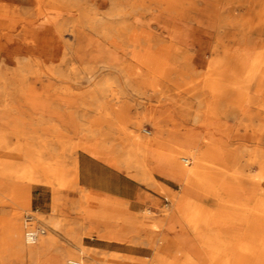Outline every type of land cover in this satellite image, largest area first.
I'll list each match as a JSON object with an SVG mask.
<instances>
[{
    "label": "rangeland",
    "instance_id": "rangeland-1",
    "mask_svg": "<svg viewBox=\"0 0 264 264\" xmlns=\"http://www.w3.org/2000/svg\"><path fill=\"white\" fill-rule=\"evenodd\" d=\"M151 1L45 0L40 3L36 0H0V113H11L13 120L11 127L0 125L5 141L0 147V156H6L11 171L37 168V176L42 180L31 182L29 173L25 172L23 178L19 174L16 178L0 176V264L43 262V257L33 258L26 251L16 253L12 224L9 223L12 219H18L21 225V237L26 248L37 247L46 237L50 243L47 254L60 251L74 255L65 257L62 264L69 261L79 264H110V261L152 264L154 249H161L164 239L182 235L191 241L182 247L211 248L209 241L215 239V227L209 226L205 231L208 236L203 239L202 234L184 224L174 226L171 211L176 205L174 200L182 195L193 204H202L210 210L217 208V201L212 198L202 201L191 191L184 190L183 184L176 180L165 185L159 183L160 179L153 173L161 172L152 169L154 154L148 150L150 147L147 146L144 159L141 150L135 152V149L138 143L140 146L147 141V144H178L179 136L187 130L203 136L199 126L206 117L207 108L214 102L208 101L206 93L198 91L196 83L206 75L207 64L211 60L207 51L213 42L207 32L213 23L211 15L216 14L217 22L219 18L242 20L248 13L259 12L260 8L246 3L247 0H236L235 4L216 3L217 6L209 0L207 5L205 2L199 4L203 9L206 7V11L192 21L186 13H169L165 11V5L157 8L150 5ZM126 12L131 14L126 18H129L128 24L133 32L130 39L123 30L125 20L121 15ZM95 13L98 20L91 24L88 16ZM168 44L184 47V52L179 57L175 56L166 50ZM132 56L150 57L156 62L162 60L167 63L166 77L145 71L140 75L144 80H153L157 85L155 90L132 87L125 81L123 74L128 71ZM21 83L34 85L43 106H34L26 100L21 103L20 97L30 95L21 93ZM100 99L108 102L101 103V108L96 102ZM227 106L226 102L218 103L219 110ZM53 111L61 115L59 119L52 115ZM106 113L113 122L123 115V121H116L111 127L105 119L109 116L104 117ZM153 114L162 121L168 135H158ZM221 118L225 130L230 131L233 137L237 134L244 137L238 145L239 159L245 179L255 177L257 166L247 164L251 156L258 153L257 144L251 141L250 134H245L244 126L249 122L242 117L222 115ZM53 126H57V130ZM116 128L124 130L125 135ZM222 141L217 136L208 144L219 146ZM92 146H103L107 158L120 160L114 165L153 190L161 205L132 214L107 202L104 205L113 212L107 226L98 217L86 216L90 207L99 212L104 201L86 190V187L97 183L81 175L77 167L78 152ZM184 148L178 161L185 166L182 161L185 158L191 166L193 151L190 147ZM45 167L61 170L63 186L46 183L47 175L41 171ZM142 169L148 172L149 178L140 176ZM2 172L4 168L0 166ZM11 193L22 194L29 201L28 206L16 203ZM240 193L245 198L250 197L251 190L241 188ZM232 205L250 208L253 203L237 201ZM185 214L176 213V216L183 218ZM27 216L32 217V229L44 230V235L34 243L26 240ZM192 264L196 262L192 260ZM200 264L210 263L202 261Z\"/></svg>",
    "mask_w": 264,
    "mask_h": 264
},
{
    "label": "bare ground",
    "instance_id": "bare-ground-1",
    "mask_svg": "<svg viewBox=\"0 0 264 264\" xmlns=\"http://www.w3.org/2000/svg\"><path fill=\"white\" fill-rule=\"evenodd\" d=\"M36 1L44 3L45 0ZM208 1L195 0L185 3L183 0H153L150 5L157 8L165 5V11L174 14L186 13L189 20L196 21L198 15L206 11V7L203 9L199 4L205 2L207 5ZM213 1L212 4L215 5L216 3L220 4L223 2L236 3V0ZM246 3L259 7L260 11L253 14L248 13L242 20L219 18L218 22L215 20L217 18L216 14L211 15L213 23L211 28L207 29L213 41L207 49L211 60L207 64L206 75L196 83L198 91L203 94L206 93L208 101L214 102H211L214 106L211 104L207 108L206 117L199 126L203 131V136L200 137V135L187 130L179 136L178 144H160L158 142L147 144L150 147L149 149L147 147V149L154 154V161H156L155 166L152 168L154 171H159L172 180L181 182L184 190L191 191L202 201L209 198L217 201V208L210 210L202 204L201 206L198 203L193 204L189 198L182 195L174 200L176 205L171 211L174 214L171 217L172 224L174 226L177 223L184 224L188 229L200 235L202 234L203 239L208 236L205 235L207 228L213 226L216 228L215 239L213 242L209 241L211 248L204 250L194 249L193 247H182L186 243H191L183 235L173 239H164L163 242L165 243H163L164 245L161 249H154V256L151 260L152 264H192V260L196 264H200L202 261H207L210 264H264V190H262V186L264 185V0H247ZM130 15L128 12L121 15L123 20H125L123 22V30L124 34L128 36L127 38L133 34L131 31L132 27L128 24L129 18L126 19ZM88 18L91 24H95L98 20V14L95 13L92 16H88ZM113 22L115 23V21ZM236 30H238L237 33ZM183 48L171 44L166 47V50L179 57L184 52ZM37 64L39 63L37 62ZM167 66V63L162 60L156 62V60L150 57L141 59L132 56L131 64L127 68L128 71L125 70L123 77L132 87L135 85L136 87H150L155 90L157 88L156 83L153 80L152 82L151 80H144L145 78H140V75L145 71L153 75L166 77L167 73L165 70ZM49 70L52 71L53 69ZM138 78L142 80L138 81ZM33 86L20 84L21 93L30 94L27 98L20 97V101L22 104L26 100L34 106H43V100L36 95L37 92L34 91ZM188 87L191 88V86ZM96 102L99 108H101L99 106L101 103H108L104 99L96 100ZM221 102L228 104L226 109H218V103ZM39 114L40 116L42 115L41 113ZM222 115L233 116L235 118L242 117V119L249 122V124L244 126V130L246 131L244 133L250 134L251 141L257 144L258 153L253 154L250 162H247V164L254 163L257 166L258 172L255 177L245 179L242 162L238 155L240 148L238 145L244 137L239 134L233 137L230 131L225 130V124L220 122ZM107 116H109L107 113L104 114V117ZM153 116L156 119V115L153 114ZM119 118L116 120L117 122L123 121L124 117L120 115ZM105 119L109 126L115 125L116 121H111L110 116ZM156 122L159 129L158 135H168L169 131L163 127L162 121L156 119ZM52 128L55 130V127ZM119 130L125 132L122 129ZM217 136L223 139L219 146L208 144L210 140ZM180 144L192 149L194 158L191 166L185 158H182L185 166L178 161L180 153L185 150L184 146L182 147ZM232 146L236 147L231 149ZM139 149L144 159L145 153L148 150L141 149L138 143L135 152H139ZM0 166L3 168L4 162H1ZM6 169L8 170L9 168ZM37 170V168L33 167L30 171H24L25 173H29V181L34 183L42 181L37 176ZM41 171L47 175V184L53 186L58 182L62 185L60 176H57V173L51 167L42 168ZM24 172L18 173L21 178H23ZM1 174L5 176L3 172ZM59 174L61 175V171ZM141 177L145 179L150 176L144 170ZM241 188L251 190L250 197L245 198L242 196L240 193ZM11 198L23 207L29 204V201L22 194L11 193ZM237 201L239 203L250 201L253 205L250 208L233 206L232 202ZM106 203V200L102 201L99 212L95 211L96 208L90 207L86 210V216L98 217L107 226L108 222L113 218V212L107 205H104ZM184 212L186 213L185 217L176 216V213ZM9 223L12 224L13 245L18 250L16 253H24L26 251L33 258L39 257L41 254V243L39 242L37 247L26 248L21 237L22 228L18 219H12ZM134 223L136 222H129V224ZM239 234L242 235L241 238L238 237ZM154 245H157L155 241ZM180 253H182V256L180 255L181 258H178V254ZM72 256L74 255L68 253V257L72 258ZM110 264L119 263L117 261H110Z\"/></svg>",
    "mask_w": 264,
    "mask_h": 264
},
{
    "label": "crops",
    "instance_id": "crops-1",
    "mask_svg": "<svg viewBox=\"0 0 264 264\" xmlns=\"http://www.w3.org/2000/svg\"><path fill=\"white\" fill-rule=\"evenodd\" d=\"M6 110V108H5ZM39 114V113H37ZM3 117L0 113V125L3 127H11L12 125V117L11 113H3ZM52 115L60 118V114L56 113L55 111L52 112ZM42 116V115H41ZM63 117V116H62ZM55 127V130H57V126ZM116 130L121 133L122 135H125V132H121L118 128ZM147 134L149 132L145 130ZM3 133L0 130V147H2L5 144ZM148 142V141H147ZM147 142H142L140 144V148L147 150ZM86 151L80 150L78 152V158H77V167L79 170V173L84 176H88L92 179L93 182L97 183V185H93L90 187H86V190L93 194L95 197H98L101 200H106L111 205H117L126 211L137 214L144 209H151L156 206L161 205L160 198L157 197L155 193H153V190L147 189V187L140 184V182L136 181L135 179L129 177L127 175V172L122 170L120 167H118L117 164L120 162V160H111L107 158L105 153V148L103 146H92L85 148ZM88 151V152H87ZM6 156L3 154L0 156V164L1 162H4V177H15L17 174L23 173L25 170H13L7 166H9V161ZM4 160H1V159ZM152 161L154 162L153 167L156 164V161H154V157L152 156ZM125 164L127 165V161H125ZM9 168L8 170L5 168ZM24 170V171H23ZM52 170H55L57 173V176L59 175L62 180V185L58 182L57 185L63 186V175L59 174L61 171L58 168H52ZM140 172V176L142 175V172ZM38 172V171H37ZM158 179H160L158 182L165 185L166 182H174L170 177L166 176L162 173H153ZM0 176L2 174L0 173ZM60 181V179H59ZM159 188V187H155ZM43 237V236H42ZM45 237V236H44ZM41 243V254L39 257H43V262L41 264H62V261L65 257H68V253L62 254L60 251L54 253V254H47L48 250L50 248V243L48 242L47 238L45 237L42 239ZM70 254V253H69ZM45 255V256H44Z\"/></svg>",
    "mask_w": 264,
    "mask_h": 264
},
{
    "label": "built area",
    "instance_id": "built-area-1",
    "mask_svg": "<svg viewBox=\"0 0 264 264\" xmlns=\"http://www.w3.org/2000/svg\"><path fill=\"white\" fill-rule=\"evenodd\" d=\"M25 221H26V224L28 225L27 228H26V232H25L26 240L29 243H34V242L37 241L39 236L44 235V230L32 229L30 227V223L32 222V217L31 216H27ZM68 264H79V263L75 262V261H69Z\"/></svg>",
    "mask_w": 264,
    "mask_h": 264
}]
</instances>
